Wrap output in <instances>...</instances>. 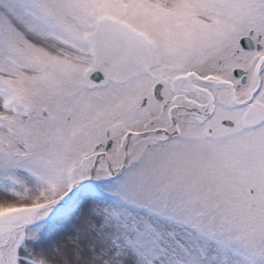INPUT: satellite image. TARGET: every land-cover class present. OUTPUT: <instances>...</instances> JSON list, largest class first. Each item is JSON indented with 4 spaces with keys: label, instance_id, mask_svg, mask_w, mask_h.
<instances>
[{
    "label": "snow or ice",
    "instance_id": "1",
    "mask_svg": "<svg viewBox=\"0 0 264 264\" xmlns=\"http://www.w3.org/2000/svg\"><path fill=\"white\" fill-rule=\"evenodd\" d=\"M0 264H264V0H0Z\"/></svg>",
    "mask_w": 264,
    "mask_h": 264
}]
</instances>
